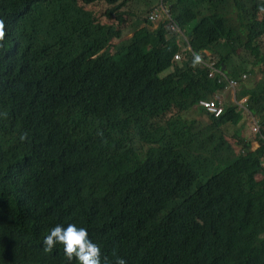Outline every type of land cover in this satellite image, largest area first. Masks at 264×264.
Returning a JSON list of instances; mask_svg holds the SVG:
<instances>
[{
	"label": "trees",
	"instance_id": "16d2710c",
	"mask_svg": "<svg viewBox=\"0 0 264 264\" xmlns=\"http://www.w3.org/2000/svg\"><path fill=\"white\" fill-rule=\"evenodd\" d=\"M263 38L264 0H0V264H77L42 243L68 222L109 264H264V138L225 131L247 113L163 145L239 68L264 124ZM206 52L223 75L192 61Z\"/></svg>",
	"mask_w": 264,
	"mask_h": 264
},
{
	"label": "clouds",
	"instance_id": "9594fccd",
	"mask_svg": "<svg viewBox=\"0 0 264 264\" xmlns=\"http://www.w3.org/2000/svg\"><path fill=\"white\" fill-rule=\"evenodd\" d=\"M196 59L198 60L199 57H196ZM246 78H247V75H246ZM232 79H236L239 82V86L235 90V92L239 93L240 95V97L238 98V102H241L242 99H244V101L246 100L243 104H240V105L236 102L233 104L239 105L243 109V111L249 114V118H253L254 122H257L259 125L264 127V124H261L257 118L253 117L250 114V112L247 110V108L245 107L247 103V98L241 97L242 89L240 85L241 83L240 80L244 81L245 79H243V77L240 78V76H238L237 78H232ZM227 86H228L227 81H225V87H224L223 92H225V90L227 89ZM217 96L221 97L220 95H217ZM211 99H208V100H211ZM222 106H223V112H224L226 104H223ZM203 111H205L207 116L208 115L214 116V115L209 114L205 109H203ZM219 117H215V118H219ZM252 125L253 123L251 124V126ZM251 126H250V130L256 136V138L257 139L261 138L259 135L253 132ZM237 134L240 135V132ZM42 243H43L44 251L46 252L53 249V247L56 246L57 244L62 245L63 252H64V255L67 257V260L72 261L73 259H75L77 264H109V261L107 260L106 257L102 260V253H101L100 246L97 243L93 242L92 239H90L88 230L83 226H77L76 224L71 223V222H68L67 224L57 223L56 225L51 227L48 230L47 235L44 236ZM115 264H126V261L122 257H116Z\"/></svg>",
	"mask_w": 264,
	"mask_h": 264
},
{
	"label": "rangeland",
	"instance_id": "374dc122",
	"mask_svg": "<svg viewBox=\"0 0 264 264\" xmlns=\"http://www.w3.org/2000/svg\"><path fill=\"white\" fill-rule=\"evenodd\" d=\"M166 10H168V9L166 8ZM169 18H170V16L165 15V17L163 18V20H168ZM159 23H160V21H158V20L154 22V24L157 25V26H158ZM138 24H139L137 26L138 28H141V27L143 28V21L139 22ZM167 28L171 30L172 29V25H169ZM174 32L180 34V37L179 38L182 40V42L184 44H186V37L184 36V34L181 33L180 30L179 31L176 30ZM175 33H171V34H175ZM132 34H134V32ZM132 34L126 36L124 38V40H122V41L128 40L130 42H133L132 40H133V36L134 35H132ZM169 36L172 37V35H170V34H169ZM128 41H125V42H128ZM261 41L263 42L262 45H263V52H264V38ZM187 49H189V50L191 49L189 45H187ZM206 54H207V57L206 58H203L201 56H197V57H199L198 60L192 56L193 57L192 61H195L197 64H199L200 67H202V66H208L211 69V74L213 73V75L211 77H213L215 75V73H219L220 74L221 72L215 68V60L211 58L210 52H206ZM177 55L179 56L178 59H176V56ZM177 55L175 56V61H177L179 63V62L182 61L183 54L182 53H179ZM215 58L217 60V57H215ZM236 66H237V62H236ZM242 75H247V78L244 81L245 83L246 82H251L253 80V76H248V73H244V71L239 68L238 69V72H237V76H242ZM226 100H227V98H226ZM226 100L223 97H220L219 102L222 105L223 104H226L227 105L228 103L233 104V103H231V101L228 100V102H227ZM244 102H245L244 99H242L241 102H240V104H243ZM197 110H201V109H199L197 107L195 108V106L190 105V108L186 112H183L182 113V116H179L178 118H176V119L173 120V126H172L171 129H169L168 134L166 135V138L164 139V142H163V145L164 146L168 147V146H172L174 144V142H175V138H174L175 137V132L184 125V122L186 120H194L196 122L195 123V127L196 128L199 126L200 129H204V127L207 126L206 124H204V122L201 121L202 119L201 120L199 119V118H202L203 116H206V115H204L206 113H203L202 110L200 111V113L194 112V111H197ZM121 117H122L121 114H116L114 118L120 119ZM206 117H207L208 121L210 122V119L208 118V116H206ZM207 119H205V120H207ZM249 129H250V126H249ZM197 130H199V128ZM225 131H226V133L228 135L229 134H233V135L236 134L237 135V133L230 132V129L228 130L226 128ZM235 143L236 142L234 141V143H232V144L234 145ZM207 168H209V169L206 172H204V174L209 175L212 171H214L216 169V165L211 164V163H208V167Z\"/></svg>",
	"mask_w": 264,
	"mask_h": 264
},
{
	"label": "built area",
	"instance_id": "2783aa9c",
	"mask_svg": "<svg viewBox=\"0 0 264 264\" xmlns=\"http://www.w3.org/2000/svg\"><path fill=\"white\" fill-rule=\"evenodd\" d=\"M165 15L170 16L169 14V10H166V8H158L155 12H153L152 14H150L149 19L150 21H160L165 17ZM170 19V18H169ZM172 32L174 33V31L178 30L179 28L175 25H172ZM179 56H176V59H178ZM221 75H223V73H220ZM212 74H210V76H212ZM224 80L227 81V89H232L233 91H235L238 86H239V82L236 79H228L225 76ZM243 79L246 78V75L242 76ZM220 97L216 96L211 100H201L199 102V106L202 107L203 109H205L209 114L214 115L215 117H219L222 113H223V106L222 104L219 102ZM246 101V100H245ZM252 130L255 134L259 135L261 138H264V127H262L261 125H259L257 122H254L252 125Z\"/></svg>",
	"mask_w": 264,
	"mask_h": 264
},
{
	"label": "crops",
	"instance_id": "0c3cea01",
	"mask_svg": "<svg viewBox=\"0 0 264 264\" xmlns=\"http://www.w3.org/2000/svg\"><path fill=\"white\" fill-rule=\"evenodd\" d=\"M155 27H157V25H155ZM132 35H134V34H132ZM125 41H128V40H125ZM220 96L223 97L225 100L227 98V100H226L227 102L229 100V101H231V103L236 102L240 105V102H238V98L240 97V95H239V93H236L235 91H232L230 89H226L225 92H223ZM194 112L200 113L197 111H194ZM204 115H206V114H204ZM206 116H203L202 118H199V119L200 120L202 119L201 121L204 122V124L209 125V124H211V122L208 121ZM205 119H207V120H205ZM252 123H254L253 118H249V114H244V119L242 121H240V123H238V125L229 124L227 126V129L228 130L230 129V132H232V133H239L240 132V135L246 139L247 145H249L252 150H255L258 147V140H257L256 136L252 133V131L249 129V126ZM229 135H233V134H229Z\"/></svg>",
	"mask_w": 264,
	"mask_h": 264
},
{
	"label": "bare ground",
	"instance_id": "6f19581e",
	"mask_svg": "<svg viewBox=\"0 0 264 264\" xmlns=\"http://www.w3.org/2000/svg\"><path fill=\"white\" fill-rule=\"evenodd\" d=\"M183 33V32H182Z\"/></svg>",
	"mask_w": 264,
	"mask_h": 264
}]
</instances>
